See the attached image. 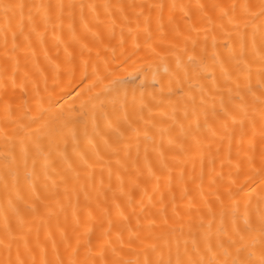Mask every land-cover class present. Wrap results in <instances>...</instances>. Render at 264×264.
I'll return each instance as SVG.
<instances>
[{"label": "snow or ice", "instance_id": "1", "mask_svg": "<svg viewBox=\"0 0 264 264\" xmlns=\"http://www.w3.org/2000/svg\"><path fill=\"white\" fill-rule=\"evenodd\" d=\"M0 264H264V0H0Z\"/></svg>", "mask_w": 264, "mask_h": 264}, {"label": "bare ground", "instance_id": "2", "mask_svg": "<svg viewBox=\"0 0 264 264\" xmlns=\"http://www.w3.org/2000/svg\"><path fill=\"white\" fill-rule=\"evenodd\" d=\"M85 3H104L106 2V0H84ZM112 2H116V0H112ZM184 2H191V3H197V2H202V3H209L211 2V0H184ZM141 43H143V38H141ZM159 50V49H158ZM54 51V50H53ZM138 55H144L143 52L141 53H138ZM40 62L42 65H45V62L43 60V57L40 58ZM46 66V65H45ZM47 67V66H46ZM132 69L129 68V71H131ZM53 69L48 67L47 68V72H48V75H49V83L51 84L52 82V75H53ZM137 83H139V81H137ZM62 103L65 104L66 108L70 109L72 107H75V109L77 111H79V105H80V101L79 100H76L75 99V96L74 95H69V96H66L64 97V100L62 101ZM101 126L102 125V121H101ZM227 170V169H226ZM52 226H53V229H54V226H55V220H53L52 222ZM44 233L43 231L41 232V236L43 237ZM62 251V249H61Z\"/></svg>", "mask_w": 264, "mask_h": 264}]
</instances>
